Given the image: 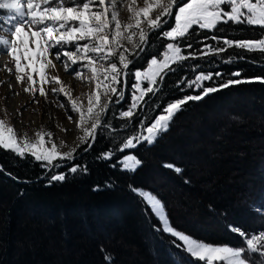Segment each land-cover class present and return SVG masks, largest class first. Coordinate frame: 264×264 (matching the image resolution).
Wrapping results in <instances>:
<instances>
[{
  "label": "trees",
  "instance_id": "trees-1",
  "mask_svg": "<svg viewBox=\"0 0 264 264\" xmlns=\"http://www.w3.org/2000/svg\"><path fill=\"white\" fill-rule=\"evenodd\" d=\"M173 20L169 19V25ZM262 37L264 29L247 24H220L213 30L194 26L191 35L180 41L193 45L185 47L184 54L198 55L205 45L226 51L190 58L166 73L158 93L149 97L148 119L159 114L157 106L184 95H199L201 91L185 83L197 71L221 73L214 75L215 81L204 82L207 87H219L229 79L242 82L189 101L154 144L141 143L130 150L142 161L134 172L121 169L116 157L101 158L120 146L113 143L121 131L115 120L112 129H104L93 147L81 154L76 163L81 170L67 174L64 181L49 183L41 163L0 148V264H109L105 254L112 256L111 264H203L163 230L133 187L155 194L176 230L205 242L246 246L244 237L231 227L247 234L264 230V213L257 210H264V177L252 179L264 176V53L227 47L223 38ZM152 40L154 45L145 54L148 58L167 42L158 35ZM236 72L240 75L234 76ZM255 78L259 79L250 80ZM228 101L242 102L243 108H230L222 119L206 122L214 108ZM193 160L201 162L196 165ZM228 160L236 165H227ZM169 163L182 171L163 166ZM238 165L247 166L250 173L240 172ZM241 183L250 187L243 191ZM209 220L215 222L211 227L206 225ZM246 255L253 264L264 260L257 253Z\"/></svg>",
  "mask_w": 264,
  "mask_h": 264
},
{
  "label": "snow or ice",
  "instance_id": "snow-or-ice-1",
  "mask_svg": "<svg viewBox=\"0 0 264 264\" xmlns=\"http://www.w3.org/2000/svg\"><path fill=\"white\" fill-rule=\"evenodd\" d=\"M124 2L125 0H0V10L6 13L0 16V31L6 33L0 35V51H6L14 62L17 81L22 82L26 75L34 85L36 81L32 74L36 73L42 83L61 84L60 88H53L52 92L67 98L71 112L79 114L77 127L83 133L78 138L79 144L67 152H61L59 146L52 142L51 132H37L35 141H32L26 135L19 137L14 127L0 119V148L10 150L18 157L31 156L41 162V167L59 168L62 162L74 161L81 146H84V152L93 147L101 128L111 127V122L105 124L106 113L113 104L119 105L122 99H126L122 86L128 82L129 76L134 78L131 83L133 91L127 109L119 112V117L125 121L122 128H127L129 121L139 118V109L148 103V96L158 93V85L165 79L166 73L175 71L178 65L190 58H197V54L193 52L184 54L185 47H193L191 43H180L191 35L194 26L201 30H213L220 24L232 23L264 29V0H143V7H136L137 0H128L129 23H124L119 18L118 5ZM173 17L174 24L169 25V19ZM157 30L169 41L163 45L164 51L153 55L146 67H136L132 71L130 66L134 65L135 58L145 52L150 35ZM212 39L219 40L221 37L213 36ZM223 44L264 53V37L249 40L223 38ZM70 45L74 50L69 49ZM225 51V47L205 45L198 55L204 57ZM51 56H55L56 61L65 63V71L75 72L78 78L95 82V90L88 96L86 109L79 103L78 97L73 99L70 91L65 90L59 77H47V68L55 67ZM64 58H67L66 61ZM22 61L26 63L22 64ZM77 69H86L91 72V76L85 78ZM214 75L221 76V73L197 71L195 78L185 83L190 89L193 86L201 89L200 94L184 95L170 100L166 105L157 106L159 114L152 119H140L139 130L126 135L118 151L123 153L125 150L135 149L141 143L154 144L189 101L201 100L220 88L242 82L239 79H229L219 87H204L203 81L213 79ZM233 75L239 76L240 73ZM145 83L147 86H144ZM25 91L35 93L36 89L26 88ZM39 91L41 95H47L43 87ZM60 106L65 107L63 104ZM68 118L71 120V115ZM49 143L51 147L46 146ZM115 152V149H109L101 154V158L112 159ZM118 163L123 170L134 172L142 161L129 154L123 155ZM163 166L174 168L177 173L182 171L174 164ZM68 170L77 173L81 170V165L74 163ZM66 178L64 172H58L50 176L49 183L64 181ZM131 190L157 216L164 225L163 230L182 242L179 246L203 264H253L246 255L248 252L264 257V231L248 237L245 231L233 229L241 237H246V246L241 247L205 242L171 226L165 205L151 191L135 187ZM101 250L104 251L103 248ZM104 258L111 264L110 254H105ZM260 264H264V260Z\"/></svg>",
  "mask_w": 264,
  "mask_h": 264
},
{
  "label": "rangeland",
  "instance_id": "rangeland-1",
  "mask_svg": "<svg viewBox=\"0 0 264 264\" xmlns=\"http://www.w3.org/2000/svg\"><path fill=\"white\" fill-rule=\"evenodd\" d=\"M128 6H129L128 0H125V2L121 5H118V7H119V18L124 23L131 22L129 20L130 13L128 11ZM143 6H144L143 0H137L136 7H143ZM5 14L6 13L4 12V10H0V16H3ZM173 19H174V17H173ZM172 24H174V20H173ZM172 24H170V25H172ZM0 35H6V33H4L3 31H0ZM155 35L161 36L160 31L157 30L155 33L150 35L149 43L145 46V52L141 53L140 57L135 58L134 65L130 66L132 71H135L136 67H139V65H142V67L147 66V62L149 59H151V57L148 58L145 56V54L151 47H153L154 41L152 40V38H154ZM168 42L169 41L167 40V42L165 44H167ZM68 47H69V49L74 50L73 46L70 45ZM128 47L130 48L131 46L128 45ZM163 51H164V48H162V50H160L158 52V54L162 53ZM197 56H199V55H197ZM50 59H52L53 63L55 64V67L47 68V70H46L47 77L49 79L51 77H59L60 81L62 82V85L65 87V90L70 91V95L73 99H76L78 97L79 103H81L83 105V107L86 109L88 106V96H89V94L93 93V91L95 90V82L91 81L90 79L78 78L76 76L75 72L65 71V63L61 62V61H56L55 56H51ZM66 59L67 58H64V61H66ZM24 63H26V62L22 61V64H24ZM5 65H7V67H5ZM7 69H12V71L9 72ZM25 71L27 72L28 70L26 69ZM76 71H81V75L85 78L91 76V72L86 70V69L85 70L77 69ZM16 75H17V73L15 72L14 62H12L10 60L6 51H0V111L4 112V116L3 115L0 116V117H2V120H5L6 123L11 125L12 127L16 126V127H14V129L16 130L17 135L19 137H24L26 135L27 138L32 140V141H35L37 132H43V133L51 132L52 133V142H54L55 144H57L59 146V151H61V152H67L71 148H73L77 144H79L78 138L83 135L81 129L77 127V122L79 121V114L71 112V106H70V104H69V102L65 96H63L62 94H59V95L54 94L52 92L53 88H60L61 84H57L54 82H53L54 84L53 83H42L40 81V77L36 73H33L32 75L34 77V80L36 81V83L33 85L28 81L26 75H25V78L23 79L22 82L17 81ZM216 79L217 78L214 76V78L211 80L203 81V85H204V82H213ZM250 80H257V79L255 78V79H250ZM133 82H134V78L129 76L128 82L122 86L123 91H124L125 96H126V99H122L120 101L119 105H116V104L112 105V108L106 113L105 124H108L109 122H111V124H112L113 123L112 120H115V122L119 121L120 125L125 123V121L119 117V112L126 110L128 107V104L131 102V94L133 91V89L131 88V83H133ZM50 86H52V87H50ZM144 86H147L146 83ZM32 87H34L36 89L35 93H33L32 91H25L26 88L30 89ZM41 87H43L44 91L47 93L46 96L40 94L39 90ZM204 87H207V86H204ZM192 88H193V90H197L199 92L201 91V89L195 88L194 86ZM192 95H198V94H192ZM149 97L150 96L147 97L148 103L142 109H139V118L135 121H129L127 123V128H122L120 126V128L117 129V130H121V131H119L120 133L118 135H116V137H113V141H114L113 143L118 144V142H119V144H120L122 142V140L126 137L127 133H129V135H131V134H133L134 130H136V131L139 130V120L140 119H148V117L151 113V111L148 110L149 109ZM20 98H21V100H20ZM24 98L27 101V103H29L28 108L31 107V108H29V110H25V109L19 110L20 104L23 102L24 103L26 102V101H22V100H24ZM61 104L65 105V107H61L60 106ZM242 104H243L242 102H238V105H237V104H233L232 101H228L227 103H225V106L223 105L221 108H217V109L214 108L213 111L211 110L212 112H210V113L208 112L209 114L206 113V115L208 114L207 115L208 121H206V122H211L216 117H218L219 120H220V118L222 119L224 116L227 115L226 111H228V109H230V108L238 109L239 111H241V109L243 108ZM10 106H12V107H10ZM20 114H21V116H19ZM69 115H71V117H72L71 120H69V118H68ZM18 118H19V120H18ZM110 128L111 127L101 128L98 131V135L101 134L104 129L109 130ZM206 133L207 132L205 131V134ZM98 135H97V137H98ZM208 138L209 137L207 136V139ZM206 142H208V141H206ZM233 142H238V141L235 139ZM201 144H202V140L199 143V145L201 146ZM261 144L264 145V140L261 141ZM46 146L51 147V144L49 143ZM186 146H187V143H186ZM83 147L84 146H81V149L78 150V154L76 155V158L74 161L62 162V163H60L59 168H44V167H42L44 170V172H43L44 179L50 180V176L54 175L58 172H64L66 175L70 174L71 172L68 169L74 163L76 164L78 162L77 160L80 159L81 154L85 153L82 150ZM206 148L209 150L212 147L208 144L206 146ZM118 149H119V147H118ZM118 149L116 150L115 156H114V157H116V164H119L118 161L121 159V157L123 155L132 154L130 151L132 149L125 150L123 153L118 151ZM193 161L196 165H199L201 162L199 160H193ZM36 162H38V161H36ZM39 163H41V162H39ZM226 163L229 166L236 165L233 161H229V160ZM255 165H256V167L254 169L258 170L257 164H255ZM200 166H208V165L207 164H201ZM119 167L122 169V166L119 165ZM241 167L242 166L238 165V168H240L239 169L240 172L246 171V173L247 172L250 173V171H249L250 168L247 170L248 167L244 165V167L242 169H246V170H242ZM249 177H251V176H249ZM263 177L264 176L257 174L256 176H252V179L259 181ZM241 184H239V185H241ZM242 185L244 188L243 191H246L250 187L249 183H243ZM245 187H247V188H245ZM145 190H147V189H145ZM231 192H233V189H231ZM257 210L264 213V210H261V209H257ZM242 216L244 218L246 217V215L244 213L241 215V217ZM155 217L157 218L156 215H155ZM248 220H250V219H248ZM251 222H252V220H251ZM214 223H215L214 220H209V221H207L206 225L211 227V225H213ZM161 227L164 229L163 224H161ZM231 228L236 229L233 226ZM261 231H264V230H259L255 233L248 234V237H250L251 235H254V234H258ZM166 233L170 234L169 232H166ZM245 239H246V237H244V241H245ZM176 240H178V239L176 238Z\"/></svg>",
  "mask_w": 264,
  "mask_h": 264
},
{
  "label": "bare ground",
  "instance_id": "bare-ground-1",
  "mask_svg": "<svg viewBox=\"0 0 264 264\" xmlns=\"http://www.w3.org/2000/svg\"><path fill=\"white\" fill-rule=\"evenodd\" d=\"M50 68H51V67H50ZM4 71H5V70H4ZM33 78H34V77H33ZM53 84H54V83H53ZM50 87H52V86H50ZM8 91H9V90H8ZM1 92H2V91H1ZM4 92H5V91H4ZM9 93H10V92H9ZM6 94H7V93H6ZM26 94H27V93H26ZM8 96H9V95H8ZM8 96H7V97H8ZM23 96H24V95H23ZM15 99H16V98H15ZM26 99H27V98H26ZM17 100H18V99H17ZM20 100H21V98H20ZM18 101H19V100H18ZM18 101H17V102H18ZM22 101H26L25 98H24V100H22ZM20 102H21V101H20ZM6 103H7V102H6ZM18 104H19V103H18ZM28 104H29V103H27V101H26L25 103H24V102L21 103V104H20V107H19V110H22V109L29 110V108H31V107L28 108ZM8 105H9V104H8ZM13 105H14V104H13ZM17 106H18V105H17ZM10 107H12V106H10ZM1 109H2V108H1ZM16 111H17V110H16ZM18 113H19V112H18ZM0 114H1L0 116H2V115L4 116V112H3V111H0ZM6 116H7V115H6ZM9 116H10V115H9ZM19 116H21V114H20ZM0 119H2V117H0ZM20 119H21V118H20ZM18 120H19V118H18ZM21 121H22V120H21ZM16 123H17V122H16ZM20 123H21V122H20ZM15 125H16V124H15ZM17 125H18V124H17ZM14 127H16V126H14Z\"/></svg>",
  "mask_w": 264,
  "mask_h": 264
}]
</instances>
